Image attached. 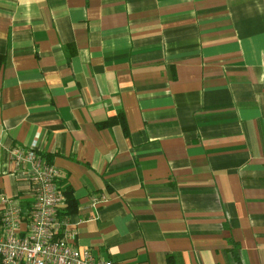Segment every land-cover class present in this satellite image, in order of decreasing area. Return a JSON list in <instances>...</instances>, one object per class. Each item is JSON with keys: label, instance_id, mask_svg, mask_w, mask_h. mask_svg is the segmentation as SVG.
<instances>
[{"label": "crops", "instance_id": "crops-1", "mask_svg": "<svg viewBox=\"0 0 264 264\" xmlns=\"http://www.w3.org/2000/svg\"><path fill=\"white\" fill-rule=\"evenodd\" d=\"M0 56V217L30 208L10 151L34 144L71 245L264 264V0H0Z\"/></svg>", "mask_w": 264, "mask_h": 264}, {"label": "built area", "instance_id": "built-area-1", "mask_svg": "<svg viewBox=\"0 0 264 264\" xmlns=\"http://www.w3.org/2000/svg\"><path fill=\"white\" fill-rule=\"evenodd\" d=\"M10 156L17 167H27L32 198L26 213L17 203L2 200L0 264H118L71 245L68 235H61L63 223L58 214L65 200L56 184L59 170L35 145L26 150L13 148ZM96 201L92 199V203ZM23 220L25 229L21 231Z\"/></svg>", "mask_w": 264, "mask_h": 264}, {"label": "trees", "instance_id": "trees-1", "mask_svg": "<svg viewBox=\"0 0 264 264\" xmlns=\"http://www.w3.org/2000/svg\"><path fill=\"white\" fill-rule=\"evenodd\" d=\"M3 63V58L0 56V67ZM115 124H119L123 131L125 132V134L127 133V127H126V122L125 119L123 117V114L120 112L118 113L115 117L109 118L108 120L102 122V123H98L97 127L99 129H103V128H108L111 127ZM61 193L64 197V207L62 209V214L63 215H71L73 213H75L77 211V201L74 198L73 192L70 188H65L64 190H61Z\"/></svg>", "mask_w": 264, "mask_h": 264}]
</instances>
